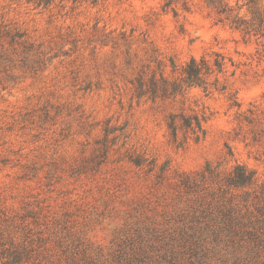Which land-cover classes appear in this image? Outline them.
I'll list each match as a JSON object with an SVG mask.
<instances>
[{
	"label": "rangeland",
	"instance_id": "374dc122",
	"mask_svg": "<svg viewBox=\"0 0 264 264\" xmlns=\"http://www.w3.org/2000/svg\"><path fill=\"white\" fill-rule=\"evenodd\" d=\"M48 1L0 0V264H264V0Z\"/></svg>",
	"mask_w": 264,
	"mask_h": 264
},
{
	"label": "trees",
	"instance_id": "16d2710c",
	"mask_svg": "<svg viewBox=\"0 0 264 264\" xmlns=\"http://www.w3.org/2000/svg\"><path fill=\"white\" fill-rule=\"evenodd\" d=\"M50 1L51 0L47 2V5L50 3ZM217 63L218 64L216 65L218 66V69H222V65L219 62ZM208 71V63L203 58L200 60H197L195 58L191 59L185 68V73L187 75L186 78L190 80V83L198 86H200L202 82L203 74L208 73ZM236 170L238 172L239 180L233 183L234 186L242 187L251 184L253 179L251 172H247L244 169L243 171H241L242 169L239 167H237Z\"/></svg>",
	"mask_w": 264,
	"mask_h": 264
}]
</instances>
